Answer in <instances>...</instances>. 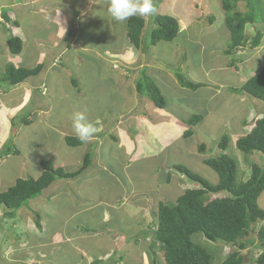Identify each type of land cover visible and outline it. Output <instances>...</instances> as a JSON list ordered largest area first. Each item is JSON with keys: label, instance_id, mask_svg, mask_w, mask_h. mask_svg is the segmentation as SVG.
Returning <instances> with one entry per match:
<instances>
[{"label": "rangeland", "instance_id": "obj_1", "mask_svg": "<svg viewBox=\"0 0 264 264\" xmlns=\"http://www.w3.org/2000/svg\"><path fill=\"white\" fill-rule=\"evenodd\" d=\"M9 1L0 0V15L4 12L10 18H12L10 14H13L14 18L16 12L15 5L3 6ZM164 1L154 0V5L161 14H165L163 12H169V8L172 6L171 4L169 7V2H167L161 11V4ZM221 4L222 0L194 1V3H191V7L189 6L191 9L186 7L184 10L186 13H188L187 10H192L197 15L195 19L197 21L191 23L189 30L187 32L183 30L184 33L182 35L180 34L174 40V43L163 41L155 47H151V54L149 55L153 56L152 54H155L158 57L159 64L146 67V72L151 79L158 83L162 94L166 96L167 108L170 111L172 109V112L178 117H184L183 126L185 130L190 128L185 121L189 120L192 115L203 114L202 110H200L202 105L193 102V98H196L195 92L182 87L178 83L175 77V67L178 68L182 64V67L185 69L182 71L185 73L186 69L194 70L193 79L205 84L230 83L226 74L222 72V69L225 68L222 63L225 59L227 60L226 63L230 61L228 57H224L230 42V34L225 25V12ZM181 7V4L179 5L177 3L176 11L174 10L179 15H182ZM240 9L242 11L245 10L244 3H240ZM96 10L95 12L98 13L94 20V23L97 25L96 30L86 27L77 20L74 24L75 28L72 27L71 30V33L74 32L68 36L65 35L63 37L64 39L60 41L63 45H70L73 42L74 36L77 34L76 39H78V42H74V45H70L67 48L66 54L64 53L65 58L62 56L64 63L56 64L57 67L55 69L60 71H58V74L55 73L48 82L46 81L52 87V98L49 101L54 103L56 108L54 111H47L48 109L52 110L53 107L50 106L48 108L47 101L43 100L44 98L38 99L36 95L33 96V101L38 100V103H35L32 108L35 106L38 110H41L37 111V116L40 117H38V122L34 119L35 124L42 123L54 127L57 125V121L61 122V120H64L68 124L65 129L69 132V135L73 134L71 121H73L72 119L76 112H85L87 120L92 124L94 120L105 121L104 131L102 130L103 132L98 135L96 142L91 144L84 143L82 146L74 148L66 142L59 141L56 134L54 135L56 138L46 135L49 132L47 129H44L45 126L41 127L38 131L32 130L34 126L32 128H17V132L10 138V146L19 149L22 154H20L21 156L11 154L7 157V162L0 165V173H8V177L13 179L11 182L12 186L22 172L20 169L23 160L29 162L31 170L29 171L28 168L24 169L21 178H35L36 174L38 176V171L33 163L34 161L38 164V160L40 159H50L56 167H63L66 171H75L81 167L84 155L89 152L92 156V168L98 162L97 155L102 161L114 167L116 172L114 181L116 183H128V192H130V185L137 189L144 188L149 192L148 195L145 194L148 196V200L145 202L148 208L146 210L147 216L135 215L134 219L131 214L133 210L126 207L124 208L126 213L122 210L120 219L116 217L117 222L121 223L120 229L112 227L108 230L87 222L86 218L89 215L86 213L79 219H74L67 226L66 230L63 228L62 230H58V227L59 229L63 227L62 220L65 221L67 219L61 216V218L59 217V214L63 211L65 214L68 213L64 208V196L52 205L47 203L46 207L44 205L42 206L41 200L28 203L26 207L18 212L16 219L6 216V211L8 210L0 207V264H165L161 247L155 242L153 234V228L157 222V205L159 202L166 204L175 203L177 197L182 195V192L180 190L181 188L178 190L177 185L181 186L178 182L175 185H160L162 171L168 172L171 169L169 167L182 165L210 181L212 184H217L219 182L217 173L203 162L204 159L215 158L225 154L237 161L238 170H241L240 167L246 159L252 165L259 164L264 167L263 154L255 152L246 155L238 150L236 142H234L236 139L242 137V133H247L243 132L246 131V128L242 126L244 119L249 117V121L252 122L251 128H253V121L255 122V120L264 116V105L260 104L262 103L260 100L243 92L235 91L236 93L233 94L232 92L234 90L229 88L230 85L224 86L222 89H215L216 94L213 99H209L208 102L203 103L204 110L209 111V117H205L203 122L193 127L194 135L192 138L178 137L174 141L170 140L173 144L168 149L166 148L165 152L155 154L152 158L145 161L142 158L133 160L137 157V153L131 159L125 154L124 148H118L120 145V135L117 129L123 121L126 122L127 116L130 115V111L123 113V103L126 101L124 100L122 104L121 101L130 95L132 98L134 96L139 97L135 88V79L140 70L136 63L138 56L137 58H130V61L137 66L136 68L132 67L134 64L127 63V61L125 63L119 62L116 49L121 48L127 54V48L124 44L127 40L126 33L123 32L124 28L126 31L125 23L117 22L110 16L107 11V3L104 1L101 4L99 3ZM27 18L29 17L27 16ZM212 18L215 20L213 27L210 22ZM186 19L190 22L188 17ZM26 22L29 25L23 28L25 32L22 31V35L26 39L28 38L26 45L28 46L30 44L31 49L25 48L23 52L28 55L32 54L34 60L31 61V65L39 63L48 64L50 61H53V57L59 53L56 51L57 48L53 47V40L57 33L55 30L56 25L45 21L43 18H39V21H36L39 23L31 28V20H27ZM19 24L22 25L21 19L19 20ZM6 26L8 25H0V32L3 36L0 38V66L4 65L3 60L7 56L4 53L7 48L4 43V38H8L17 32V30L13 31L12 25H9V27ZM210 26L211 28L208 29ZM152 27L151 17H149L146 21V29L144 32V39L146 41H148ZM258 29L264 30V25L258 24L255 27L247 26L245 30L246 38L251 40ZM40 38H42L44 43H39ZM263 41H261V44L264 45ZM178 43H181L180 48H175V45ZM84 44L88 48L83 46ZM172 48L174 50L173 53L171 52ZM180 49L181 51H179ZM211 51L213 52L211 53ZM119 53L122 52L120 51ZM138 53L141 56V53L145 54L142 50H138ZM235 53L232 54L231 58L236 60L235 62H231L233 67H237L238 60L239 62L241 61L240 54L235 55ZM146 54L144 59L143 56L140 57L145 62L150 59L147 58L148 55ZM262 54L257 66L261 67V70L264 68V47ZM129 56L130 54H128V58ZM43 57H46V60ZM210 58L212 64L209 63ZM199 63H209V66H214V68L207 75L203 68H198L197 65ZM168 65H172L173 68L168 67ZM204 68H207V66ZM0 70H3V66L0 67ZM257 71L258 69H256L255 73ZM120 74L123 76L128 75L131 78V82L135 84L132 90L131 87L127 88L122 86V84H118L117 76ZM71 78L77 80L76 82L80 88V97L78 100L77 97L75 98L77 87H73L70 81ZM15 89L17 88L11 89L10 91ZM209 89L213 88L209 87ZM238 90H241V88ZM208 92V90L202 91V95L204 96H200V102L204 100L202 97H209ZM134 100V103H137L138 99L134 98ZM245 100H250V104H245ZM259 104L262 106L261 108ZM29 106L30 104L20 113L18 112L19 118L15 120L18 126H23L20 120L24 116L32 113L31 106L28 109ZM44 108L47 109L44 110ZM254 112L258 113L255 116H251L250 113L253 114ZM47 121L49 122L48 124H46ZM0 123L2 124L1 120ZM199 130L207 133V135L205 136L203 133L198 132ZM115 131L116 134L114 133ZM132 132L136 133L134 129ZM224 135L230 137V143L226 151L219 148V143ZM131 137L133 139L135 138L130 132L129 138ZM143 138L144 136H138L133 145L136 144V148L139 146H149V143L143 141ZM168 138L170 139V135ZM138 142L139 144H137ZM203 143L207 146V150L201 154L198 151V147ZM32 146H35L38 150H30ZM52 147L56 149V152H54ZM128 160H131L129 167H127ZM172 170L175 171L173 168ZM84 176L82 177L81 187L83 189L81 194L90 197L94 201L95 199L101 198L102 195L113 201L117 199V195H122L125 191V188L120 191L110 184L108 173L98 176L92 175V177L90 175ZM59 181L64 180H58L57 183ZM240 181L241 178L238 176V182ZM115 182L112 181L114 184ZM180 183L184 189L199 187V185H191L189 182L185 184L181 181ZM1 190H4V188H1ZM69 191L76 194L80 192V188L77 186ZM170 191L174 192L172 197L166 198L167 195L165 192ZM156 192L158 196L156 195L155 199L153 193L156 194ZM61 193L66 195L67 191L64 190ZM219 196L223 197L224 194ZM263 197L264 194H261L258 199V204L260 205L261 203L264 209L261 201ZM49 205L52 207H48ZM80 206L70 201L67 208L79 209ZM37 215L40 216L39 220L36 217ZM73 227H81L84 230L91 231L94 236L87 239L79 238L80 240H77L74 238L68 240L65 236L73 232ZM116 229L121 231H117ZM257 229H259L258 225L252 227L251 233L247 237L249 240L247 248L241 251V254L245 256V264L251 262L252 259L254 260L262 250L260 248L261 243L258 238ZM193 238L196 243L202 245L211 254V264H221L230 253L238 249V247L233 245L210 242L202 234H196Z\"/></svg>", "mask_w": 264, "mask_h": 264}, {"label": "trees", "instance_id": "obj_2", "mask_svg": "<svg viewBox=\"0 0 264 264\" xmlns=\"http://www.w3.org/2000/svg\"><path fill=\"white\" fill-rule=\"evenodd\" d=\"M240 3L245 4L244 11L240 9ZM221 5L225 12V25L230 34V42L225 54L232 55L237 53L238 49L248 45L252 48L259 47L264 38V30L258 29L251 40L246 38L245 30L249 25L251 27L258 24L264 25V0H222ZM10 16L13 17V15ZM8 18L7 14L2 13L0 25H8L10 20ZM14 21L17 22L13 20V23L9 24L13 28L17 25ZM214 21V18L210 19L211 24ZM151 22L153 27L149 33L148 41H146L144 39L146 20L139 16L128 19L126 25L128 47L148 53L151 47H155L160 42H173L180 33L179 22L173 16L155 14L151 16ZM7 44L12 55H19L24 50L23 40L17 35L12 34ZM57 63H64L62 56L53 57V61L48 64L40 63L34 68L9 63L0 79V89L5 88L4 91H10L25 83L37 80L38 85L36 84L35 92L41 95L46 88L48 90L49 85L46 83L47 80L43 72L47 66H56ZM175 77L182 87L192 91L202 87L201 84L188 79L186 73L179 68L175 71ZM70 81L74 87H78L77 80L71 78ZM135 82L139 95L147 98L158 109L167 108V99L162 94L160 86L150 78L145 68L138 72ZM234 91L243 92L264 102V68L250 78L241 90L234 89ZM30 115L24 116L20 122L25 125L31 123ZM203 119L204 115L198 114L185 121L190 128L184 131V137H192L194 135L193 127ZM15 120L16 118L12 119V135L17 132L19 127ZM65 141L74 148L84 144L77 136H67ZM229 141V136L224 135L219 143V148L226 151ZM10 143L9 139L1 149L0 160L11 154H20V151L10 146ZM236 147L246 155L255 152L264 155V117L256 120L252 130L236 141ZM206 150L207 146L200 144V153H204ZM204 163L215 170L219 182L212 184L187 167L176 165L175 169L199 187L187 189L173 204L159 203L157 224L153 230L154 240L161 247L165 264H211V254L194 241L193 237L196 234H202L206 240L213 243L238 247L221 264H245V256L240 251L247 248L249 243L247 237L251 233L252 227L264 220V210L258 204V198L264 191V167L254 164L249 180L240 185L237 177L238 163L230 156L224 154L215 158H207ZM40 166L42 174L38 178H18L6 191L0 192V207L8 210L6 216L9 218L16 219L20 210L32 200L43 196L45 190L50 189L56 181L74 180L87 173L92 168V156L89 152L86 153L81 167L75 171H66L63 167H55L50 159L41 160ZM221 194L224 196L220 197ZM36 217L39 220L40 216ZM258 238L262 250L254 260L252 259L247 264H264V228L259 229Z\"/></svg>", "mask_w": 264, "mask_h": 264}, {"label": "crops", "instance_id": "obj_3", "mask_svg": "<svg viewBox=\"0 0 264 264\" xmlns=\"http://www.w3.org/2000/svg\"><path fill=\"white\" fill-rule=\"evenodd\" d=\"M103 1L107 3V7H108V0H23V1L22 0H10L8 3H6L3 6L15 5L16 12L14 14V17L16 18L15 20L17 22H15V21L14 22L17 23V25L16 26L14 25L15 27L13 28L14 29L13 31L17 30V32H15V34L23 40L24 49L25 48L31 49L30 44L28 46L26 45V41L28 38L26 39L22 35V31H24L23 28H25L29 25V23L26 22L27 20H31L32 24H31L30 28L34 27V25H37V23H39V22H36V21H39V18H43L45 21H49V23L55 24L56 25L55 30L57 33H56L55 39L53 40L54 41L53 47L57 48L56 51H58L59 53L57 54V56H54V57L59 58L60 56H63L65 58L67 48L70 45H74L73 44L74 42H78V39H76L77 34L74 36L73 42L70 45H67V44L63 45L62 42H60V41L64 39L63 37H65V35L68 36L69 34H72L74 32L73 31L71 33V30H72V27L75 28L74 24L76 23L77 20H79L81 22V24L85 25L86 27L94 28L96 30L97 25L94 23V20H95V16L98 13H96L95 10L99 6V3L101 4V2H103ZM159 1L162 2V0H159ZM181 1L182 0H165L161 4L160 10L162 11L163 6L167 2H169V7L172 4V6L169 8V12H163L165 14H161V13H159V11L157 12V14H160V15L173 16L178 20L179 26H180L179 35L180 34L182 35L184 33L183 30H186L185 32H187L189 30V28L191 27V23H193L195 21V19L197 18V15L194 11L187 10L188 13H186L184 11L186 9V7L190 8L191 3H194V1H196V0H184L182 2ZM177 3L179 5L181 4V6H182L181 7V10H182L181 14L182 15H179L177 12H175ZM96 11H98V10H96ZM93 12H94V16H93ZM17 13L20 15H18ZM3 14H4V12H3ZM27 16L29 18H27ZM187 17H188L190 22L187 21V19H186ZM12 18H10V17L8 18L10 20L8 21V26H6V27H9L10 22L13 23L14 18L13 19ZM86 18H88V19H86ZM148 18L149 17H145L144 19L147 21ZM20 19L22 21V25L19 24ZM1 20L3 21V19H1ZM127 21L122 22V23H125V26H126ZM213 25H214V23L212 24V27H213ZM70 26H71V29H70ZM126 28H127V26H126ZM210 28H211V26L208 27V29H210ZM99 30H100V28H99ZM79 32L81 33V31H79ZM123 32L126 33L125 28H124ZM1 37H3V36L0 32V38ZM8 39H9V37L4 38V43L7 46L4 53L7 56H6V59L3 60L4 65H1V66H3V70H0V79L2 78L1 75L4 73V70L7 66V64H9V63L14 64L16 66H23V67H29V68H34L38 65V64L31 65V61L34 60L32 58V54L28 55L25 52H22L19 55H12L9 51V48H8V44H7ZM263 40H264V38H263ZM39 43H44L42 38H40ZM173 43H174V41H173ZM124 44L126 45V48H127V50H126L127 54H125L124 51L121 50V48L116 49V55L118 56L119 62L125 63V61H127V63L128 62L132 63L130 60L132 58H135V57L137 58V56H138L136 63L140 69L139 71H141L143 68L149 67L150 65H158L159 64L158 63L159 60L157 59L158 57L155 54H152L153 56L149 55V54H151L150 53L151 50L147 54L145 53L146 55L149 56V57L147 56V58H150L149 60H146V62H145V60H143L145 54L141 53L143 56V59H141L140 57H142V56L138 53V50H136V49L134 50V48L128 47L126 42H124ZM83 46L87 47V45H85V44ZM180 46H181V43H178L175 45V48H180ZM263 47H264L263 44H261L257 48H252L250 45H248V46L240 49V51L235 53V55L240 54L241 61L239 62V60H238V64L236 65L237 67L234 66L235 68L233 67V65H231V62H235L236 60L231 59L232 55H226L225 54L224 57L225 58L228 57V59H230V61L228 63H226L227 60L225 59V61L222 63L225 67L224 69H222V72H224L226 74V77L230 80V83H228V84H205V83H202L200 81H196L193 79L194 78L193 77L194 76V70L186 69L187 78L190 79L191 81H193L194 83H198V84L202 85V87L196 91H192L190 89L189 90L192 92H195L196 98H193L194 99L193 102H197V103L202 105L200 110H202L203 114H200V115H204V119H205V117H209V111L204 110L203 103L208 102L209 99H213V97L216 94L215 89H217V90L222 89V87L227 86V85H230L229 88L232 90L240 89L246 84V82L250 78H252L256 74L255 73L256 69H258L257 73L261 71V67H257V66H258V63L260 61L261 55H263L262 54ZM173 48H174V46H173ZM173 48L171 49L172 53L174 52ZM120 51L122 53H119ZM179 51H181V49ZM212 52L213 51H211V53ZM211 53L209 52L210 55H212ZM128 54H130L129 58H128ZM64 58H63V60H64ZM43 59L46 60V57H43ZM118 60H117V62H118ZM209 63L212 64L211 58L209 60ZM209 63L208 64L199 63L197 66H198V68H203L205 73L207 75H209L212 72V69L214 68V66H209L210 65ZM25 64H27V65H25ZM28 64H30V65H28ZM132 64H134V63H132ZM205 66H207V68H204ZM56 67L57 66H52V67L47 66L46 72L45 71L43 72V75L46 77L47 82L50 78H52L55 75V73L58 74V71H60V70L55 69ZM132 67L136 68L137 66L134 64V65H132ZM168 67L173 68L172 65H168ZM178 68L181 70H185L182 67V64ZM178 68L175 67V70ZM132 80L134 81L133 78H132ZM117 81H118V84H122V86H124V87H127V88L131 87V90L134 88V85L136 84V82H135V84H133V82H131V78L128 75L123 76L122 74L117 76ZM36 84L38 85V82H37V80H34L31 82L25 83L20 88H17L13 91H10V92L4 91L5 88H3L2 90L0 89V120L2 121V124L0 123V151L3 148V146L8 142V140L12 137V129H13L12 119H14V118L17 119L19 113L23 109L27 108V106L29 104L31 106V112H32V113H30L31 115L29 117V120L31 121V123H28L27 125L23 124V126H19L18 128H20V127H22V129L24 127L32 128L34 126L32 130L38 131V130H40L41 127L45 126L44 129H47V131L49 132V133H46V135L56 138L54 136L56 134L58 136L57 137L58 140L63 141V142H66L65 137H67V136H77L76 133L74 132V130H72L73 134L69 135V132L65 129V128H67L66 126H68V124L64 120H63L64 122L62 120H61V122L57 121V125L54 127L44 125L42 123H36L35 124L34 119L38 122L39 121L38 117H40V116H37L38 115L37 111H41V110H38V108H36L35 106H34V108H32V106L35 105V103H38V100L33 101V96L36 95L38 97V99L44 98L43 100L47 101V103L49 105L48 108L50 106L53 107L52 110L48 109L47 111H54V109L56 108L55 104L51 103L49 101V99L52 98V96H51L52 87H49V85H48V90L46 88L44 90V92H42V94L40 95V94H37L35 92V88L37 87ZM113 87H114V85H113ZM209 87H211L213 89H209ZM76 89H77V91H75V94H76L75 98L77 97V100H78L80 97V91H79L80 88L77 87ZM204 90L209 91L207 93L209 97H202V99H204V100H202V102H200L199 98H200V96H204V95H202V91H204ZM232 93L235 94L236 92L234 91ZM137 95H139V94H137ZM134 98L138 99L137 103H134V101H135ZM134 98H132L130 95L128 98H123L121 101V104L124 102V100L126 101L125 103H123V111H124L123 113L130 111V115L127 116L126 122L123 121V123L120 124L119 128L117 129V132L120 135V142H119L120 145L118 148H120V149L124 148L125 154L128 155L129 158H131V159L134 156V154L137 153V157L133 160H136L138 158H142V160L145 161V160L152 158L155 154H160L161 152H165L166 148L168 149L171 146V144H173L172 141H174L178 137H180V138L184 137V130H185V127L183 126L184 117H178L177 115H175L172 112V109L170 111V109H168V108H166V109L156 108L155 106H153L154 104L152 102H149L145 97H143L141 95H139V97L134 96ZM25 100H26V102H25ZM245 104H250V100H245ZM260 104L264 105V102H262ZM260 104H259V107L261 108L262 106H260ZM257 113L258 112H254L253 114L250 113V115L255 116V114H257ZM35 114H36V116H35ZM248 118L249 117L244 119V122L242 124V126L244 128H246V131H243V132H247V133H242V136L247 135L252 130V128H251L252 122H250L249 121L250 118L249 119ZM204 119L201 122H203ZM48 123L49 122L47 121L46 124H48ZM120 123H121V121H120ZM253 123H254L253 124V126H254L255 122L253 121ZM71 125H73V121H71ZM93 125L98 128V132L94 135V138L90 142H88L90 144L93 142H96L98 135L104 131L105 121L102 122V121L94 120ZM123 126H125V127H123ZM109 127H110V125H109ZM133 129H134V131H136V133L132 132ZM18 130L21 131L20 129H18ZM32 132H35V131H32ZM130 132L132 133L133 136H135L134 139H133V137L129 138ZM198 132L203 133L200 130ZM114 133L116 134V131ZM203 134L205 136L207 135V133H203ZM169 135H170V139L168 138ZM138 136H144L143 141L148 142L149 146H143V147L139 146L136 148V144L135 145H133V144H134L135 139ZM190 138H192V137H190ZM238 139H236L234 142H236ZM170 140H172V141H170ZM229 140H230V137H229ZM5 141H6V143L4 144ZM229 143H230V141H229ZM137 144H139V142ZM15 149H17V148H15ZM17 150L20 151L19 149H17ZM30 150H38V148H36L35 146H32V147H30ZM53 150H54V152H56V149L53 148ZM198 151H199V147H198ZM199 153H200V151H199ZM20 154H22V152H20ZM20 154L17 156H21ZM9 156H7V157H9ZM7 157H4L3 159L0 160V165L7 162V159H6ZM96 157H97V161H98L97 163L98 164L96 163L95 167L91 168L84 175H86V176L90 175L92 177V175L98 176V175H104V174L108 173V179H109L110 184L113 185V187H115L116 189H119L120 191H122L125 188V191L122 193V195H117V199H115L113 201L111 199H107L104 195H102L101 198L95 199V201H94V200L90 199V197H87L84 194H81V191L83 189L81 187L82 181H83L82 177L84 175H82L79 178L74 179V180H66V181L64 180V181H59L58 183L56 181L55 183H53V185L50 189L45 190L43 196H41L35 200H32L30 203L37 202L38 200H41L42 206L44 205V207H46L47 203H50L52 205V204H54L55 201H57L58 199H61V197L64 196V198H65L63 200V202H65L64 208H65V210L68 211V213L65 214L63 211L61 214H59V217L60 216L64 217V219L67 218V219H65V221L62 220L63 227H61L60 229L58 227L59 230H62V228L64 230H66L67 226L74 219H79L81 216L85 215L86 213H88V215H89L86 218L87 222L96 224L100 228H105L108 230L111 229L112 227H117L120 229L121 223L117 222L116 217H117V219H120V215L122 213V210L126 213V210L124 209L126 207H129L131 210H133V212L131 214L133 216L132 218H134V219H135V215H140L142 217L147 216L146 210L148 208L146 206L147 203H145V202L148 200L147 195L149 194V192L144 188L137 189L135 187H132V185H130V187H131L130 192H128V188H129L128 183L122 184V183H116L114 181L116 178V172H115L114 167L111 166L109 163L102 161L100 158H98L97 155H96ZM41 160H43V159L38 160V164L36 163V161L33 162L34 165L37 167L36 169L38 171V176L36 174L35 178H38L42 174V170H41L40 165H39ZM204 160H203V162H204ZM130 165H131V160H128L127 167H129ZM55 167H56V165H55ZM252 167H253V165L247 159L241 165V167H240L241 170H238V176H240V178H241V181L238 182L240 185L249 180V178L251 176V172H252ZM27 168L29 171L31 170L29 162L27 160H23L22 167L20 169L22 172L20 173V175L17 178H21V176L24 173V169H27ZM169 168H171V169L168 172L162 171V173L160 175L161 176L160 185H162V184L175 185L178 182V184H180L182 186V184L180 183L181 181L185 184H187V182H189V183H191V185H197L196 183L191 182L184 174H182L177 169H175V167L171 166ZM172 168L175 171H173ZM238 169H239V167H238ZM10 176H11V174H10ZM86 176H84V177H86ZM10 178L11 177H8V173L7 174L0 173V192L6 191L7 189L5 190V188H9V186H11V184H12L11 182L13 181V179H10ZM92 179H94V178H92ZM112 181L115 182V184L112 183ZM7 184H9V185H7ZM77 186H79L80 192H77L76 194H74V193H71L69 191V190H73ZM177 186H178V190L181 188L180 189L182 192L181 194H183L187 190V188L184 189L183 186L182 187L179 185H177ZM1 188H4V190H1ZM64 190L67 191L66 195L61 193V192H64ZM173 193H174L173 191L165 192V194L167 195L166 198H171ZM51 194H52V196H51ZM145 194H147V195H145ZM262 194H264V191L262 192ZM156 195L158 196L157 192H156V194L153 193V196L155 197V199H156ZM48 197H49V200H48ZM142 197H143V199H142ZM76 199H78V200H76ZM70 201H73L74 204H77V206L81 205L80 208L79 209L67 208L70 204ZM261 201H262V204L264 205V197L261 199ZM87 202H89V203H87ZM159 203H158V205H159ZM259 203H260V200H259ZM66 204H67V206H66ZM35 205H36V203H35ZM51 205H49L48 207H52ZM158 205H157V210H158ZM39 207H40V204H39ZM140 207H142V208L140 209ZM259 207L261 209H263L261 203H260ZM52 210H53V208H52ZM257 225H258L259 229L264 228V220L258 222ZM73 228H74L73 232L71 234H67L65 236L68 240H71L74 238H76L77 240H80L79 238L87 239V238L94 236L91 233V231L84 230L81 227H73ZM119 229H116V230L121 231ZM259 229H257V232ZM57 232H59V231H57Z\"/></svg>", "mask_w": 264, "mask_h": 264}, {"label": "clouds", "instance_id": "obj_4", "mask_svg": "<svg viewBox=\"0 0 264 264\" xmlns=\"http://www.w3.org/2000/svg\"><path fill=\"white\" fill-rule=\"evenodd\" d=\"M107 11L115 21L125 22L131 17L154 16L158 9L154 5V0H108ZM73 130L83 143L90 142L98 132V128L87 120L85 112L74 113Z\"/></svg>", "mask_w": 264, "mask_h": 264}]
</instances>
